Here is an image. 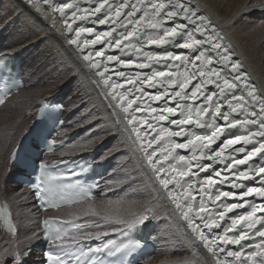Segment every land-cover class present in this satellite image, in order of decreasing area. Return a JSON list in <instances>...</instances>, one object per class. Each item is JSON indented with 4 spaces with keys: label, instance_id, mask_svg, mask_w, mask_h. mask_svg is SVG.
I'll use <instances>...</instances> for the list:
<instances>
[{
    "label": "snow or ice",
    "instance_id": "obj_1",
    "mask_svg": "<svg viewBox=\"0 0 264 264\" xmlns=\"http://www.w3.org/2000/svg\"><path fill=\"white\" fill-rule=\"evenodd\" d=\"M43 3L63 19L68 33L65 39L69 45H75L83 61L98 77L97 86L102 82L101 91L108 106L121 117L129 136L136 133L133 143L147 141L138 149L140 168L146 174L151 173L150 179L155 181L153 187L160 186L186 222L197 246L206 249L208 255L202 264H264V95L255 91L241 66L233 62L229 50L218 42L220 38L213 35L215 27L210 21L199 16L188 5V0H73L72 3L43 0ZM82 3L86 6L81 7ZM88 21L93 26H107L109 30L98 33L94 27L87 26ZM73 33L75 38H72ZM84 34L95 39H84L81 43ZM145 41L155 45L157 51L143 52L138 57V61L148 60L149 63H134L133 56L143 51ZM95 46H100V50ZM170 47L173 51H169ZM108 49L120 55H108ZM175 50L182 54L177 56ZM185 51L187 55L183 54ZM160 61L169 71L157 67ZM110 64L122 66L123 70L121 67L110 69ZM180 68L185 71L177 75ZM3 70L4 64H0V71ZM110 70L115 79L109 75ZM120 80L126 82V87L118 83ZM0 82L6 83V78ZM148 88L155 95H151ZM169 100L174 107L169 106ZM189 100L192 103H188ZM153 101L160 102L162 111L151 106ZM2 103L5 101L0 99ZM177 114L180 119L175 118ZM165 121L180 130L168 132L163 126L157 128ZM94 123L99 121L91 120L84 126ZM193 125L203 132L197 137L201 155H195L193 145L190 149L193 156L186 159L176 150L188 145L176 143L173 138L180 137L185 127ZM141 132L145 133L143 137ZM104 139L107 137L100 140L101 144ZM165 140L168 141L166 146ZM45 144L51 147V142L45 141ZM206 151L211 153L206 157L207 162ZM108 158L101 157L102 160ZM40 167L47 170L43 163ZM217 168L222 170L217 171ZM210 173L219 179H213ZM201 174L204 180L200 179ZM223 185L229 190H221ZM36 195L40 197L42 191ZM229 198L237 202H226ZM234 210H242L243 214L236 215ZM92 213L100 216L94 209ZM118 217L119 213H114L102 219ZM145 219L139 217L128 222V228L142 224ZM44 223L51 227L50 221ZM54 239H62L59 230ZM108 248L105 244L104 249ZM53 251L49 249L48 253L52 264H64L61 255H51ZM101 251L96 249V252ZM10 258L19 264V254ZM75 260L80 264L79 256ZM84 264L100 262L93 253Z\"/></svg>",
    "mask_w": 264,
    "mask_h": 264
},
{
    "label": "bare ground",
    "instance_id": "obj_2",
    "mask_svg": "<svg viewBox=\"0 0 264 264\" xmlns=\"http://www.w3.org/2000/svg\"><path fill=\"white\" fill-rule=\"evenodd\" d=\"M189 1L193 9L197 12H200L207 20H210L212 18L208 13L204 12L200 8L199 4L195 0ZM199 1L206 6L211 14L218 17L214 18V21H210L211 26L215 27V30L218 31L217 33L221 35L222 41L226 46H228L230 51L233 52L234 56L239 60L242 69L246 72H249L251 78L256 82L259 91L262 93V95H264V19H261V22H259L260 20H258L259 23H256L255 27H253L251 24V26L253 27L252 29H249V18L247 19L248 14H251L254 10L255 14H264V0ZM0 6V24H3V21L6 22L5 19L7 18L11 19L6 27L9 34L13 35L14 37L16 36L19 41H32L35 42V44L36 41L38 43L41 42L40 39L43 38V48H45L47 51L45 53L46 56L48 55L50 56V58H55L56 62L58 61L59 63V65L55 63L56 65L54 66L56 68L55 71L58 76V83L54 84L56 85L55 87H53L54 85L49 87L51 89L48 90L49 92L46 94L47 97L45 96V99L52 98L54 100H60L61 96L65 92L69 91L68 88L63 87L64 81L62 80H64L65 77L71 75L75 78V81L84 89L85 93H87V95L89 96L91 105H93L91 109L93 110V112H91L90 115L87 112H83L85 109L82 111V113L80 112L77 115L78 121L80 119V124L83 125L87 124L88 121L94 120V118L97 117L99 120V124L101 126H104L105 130L107 131L106 136L111 135L113 136V138H115L116 142L118 143V149L121 148L122 151H124L123 153L129 158V160L127 159V165L130 168L126 171L127 173L125 172L126 175L129 176L127 180L128 184L129 186H132L130 187L137 195H140V197H142V200H137L138 202H126L123 198L106 200L103 198L98 199L96 194L94 198L82 201L77 204L67 205L56 210L44 211L42 212L43 215L58 218L59 216H62L63 213L68 212L64 217H62L66 222H69L74 218L81 219L80 217L82 215H85L80 223L83 224L82 227L83 230H85V232L87 233V237L94 238L98 236L97 234L93 235L94 233L103 232L99 235L101 239H107L115 236L116 238L114 241L117 243L120 242V238L117 235H120L121 233L129 229L128 222L144 216L148 217L142 224L137 223L135 227L143 226V234L145 235V237L149 238V231L151 230L152 225L151 218L154 216H160L159 218H157L158 221H156V223L158 224L161 221V223H163L166 228L164 234L162 233L163 236L161 238L163 248L159 249V251H156L155 249V253H153V255L143 264H202V261L207 256L205 250L200 245L197 246V242L185 229L184 224L179 220V216L173 209L172 202L169 198H167L166 194L161 190L160 186L157 184L155 188L153 187L155 181L153 179H150L151 173L149 172L146 174L145 171L141 170L139 161L141 153L139 152L136 143H133V136H129L128 130L125 129L124 123L121 122V117L116 114L115 110L108 106V100L105 98L104 93L101 91L102 82L101 86H97L98 78L94 75V72L90 70V67L86 62L83 61L80 54L72 46H70L68 40L65 39L61 20L54 14H52L44 5L38 4L30 6L22 2L21 0H0ZM240 32H243V34L240 35ZM18 33H20V37H18ZM16 47L11 48L8 51H4L8 54V57L6 58H14L22 61L23 55L28 50L24 51L22 48V50H20L19 47ZM34 47H37V45H35ZM14 96H16V94L9 97L5 101V103L0 105V108L8 105V102L12 100ZM45 99L38 100L35 106L34 114L37 112V108L40 102H43V100ZM65 112L66 108L64 114ZM17 114L18 113H16V115ZM18 120H15L16 124L14 123V120L8 124H5L0 118V135L9 130V126H11L13 123L15 124V127L11 132L12 134H10L13 135L14 142L11 144L7 152L5 166L3 167V169L2 167H0V185L3 183L2 180L8 167H12V170L18 169L16 168L17 166L10 164V153L18 139L30 128L31 120H34V118L31 119L30 116L25 118L19 117ZM3 128L5 129L2 131L1 129ZM92 128L95 129L94 126H92ZM74 131H76L75 128L67 132L70 133ZM86 135H88L87 131L80 134V136H78L77 133L74 142L66 146L64 150L70 149L69 153H71V156L76 154L81 156V153L88 152L89 150L93 151V148H95V151H93V154L91 155L92 157L90 156L92 158V163L94 162L103 166L104 168H107L110 161H104L101 158H95L98 148H102V145H98V143L101 144V135L94 134V136L92 137L93 139L85 141L88 147L78 148L81 146V143L84 142L85 139H87ZM6 142L7 139L4 145L6 144ZM2 150L0 151V160ZM87 163H90V160H88ZM130 169L132 173H130ZM133 181H135L134 185H132ZM13 186L17 188L15 190L16 192H13L12 190L6 191L4 189H1L2 197L6 199L7 195H9V200L19 198V201L25 200V202L29 199L28 202L29 205H31L30 208L32 210V214L36 215L37 212L40 213L34 205L33 198L31 199L33 206L30 203L29 192L23 189L19 184L15 183ZM108 190L109 187H107L106 190L103 191V193L109 192ZM9 200L7 198V201ZM15 206H17L16 203ZM10 209L13 217L15 216V218L19 220L20 217L18 218L17 215L18 210L14 208V205H12L11 202ZM92 209H94L96 212H99L100 216L93 215ZM50 212H55L58 216L49 214ZM20 213L21 216H23L22 211H20ZM114 213H119V217L116 218L117 220H107L104 222H100L98 225L86 227L89 224L98 222L99 217H103L106 214L111 215ZM19 223L21 222L19 221ZM23 225L24 224L20 225L18 235L20 234L21 236L25 237V246V244H27L28 242L31 243L32 238H36V234L29 233V230L23 227ZM97 227L102 229L97 231L95 230ZM105 233L107 235H104ZM12 235V233L3 231V236L6 239L0 241V250L2 252V254L0 255V264H3L5 257L8 256L9 246L13 244ZM37 240L38 237L36 238L35 243L37 242ZM86 240L82 242H85ZM32 253L33 257H30L32 260L31 264H40L41 259L43 262L42 251H40L39 246L36 247L30 254ZM39 254L41 257H39ZM155 255L159 256V258L155 259ZM156 260H160V262H156ZM20 262L21 261H19V264ZM10 264H16V262L13 260V262H10Z\"/></svg>",
    "mask_w": 264,
    "mask_h": 264
},
{
    "label": "rangeland",
    "instance_id": "obj_3",
    "mask_svg": "<svg viewBox=\"0 0 264 264\" xmlns=\"http://www.w3.org/2000/svg\"><path fill=\"white\" fill-rule=\"evenodd\" d=\"M195 1L199 4L200 8L204 12L208 13L213 18L212 19L210 17L211 19L209 21H211V20L214 21V18H218V17L214 16L213 14H211V12L206 8V6L203 3H201L199 0H195ZM7 17H8V15H7ZM247 19H248L249 29H252L253 27H255L256 23H259V22H261V19H264V14H255V10H254V11H252L251 14H248ZM5 20H6V22L3 21V24H0V48H1L2 53H5L4 51H8L9 49L14 48L16 46H17L16 48L19 47L20 50H22V49L24 51L28 50L23 55L22 61H20L21 67L23 69V78L25 81V85L20 90H18L16 93H14V94H16V96H14V98H12V100H10L8 102V105H5L4 107L0 108L1 120L5 124H8L14 120V123L16 124L15 120L17 121L19 117L25 118V117L30 116V118L32 119L34 116L35 106H36L38 100L45 99L46 94L49 92L48 90L51 89L49 87L58 83V76H57V73L55 71L56 68L54 66L56 64L59 65V63H58V61L56 62L55 58L53 59V58H50V56H48V55L46 56L45 53L47 51L45 48H43V40H44L43 38L40 39L41 42H39V43L36 41V44H35V42H32V41L31 42L30 41H26V42L19 41L16 36L14 37L13 35H11L7 32L6 27L9 24L11 19L7 18ZM258 20H260V21L258 22ZM251 24L253 27L251 26ZM242 34H243V32H240V35H242ZM18 37H20V33H18ZM35 45H37V47H34ZM57 68H59V67H57ZM56 79H57V81H56ZM62 81H64L63 87L68 88L69 91L65 92L61 96V99H60V101L63 103L64 107L66 108L65 114H63V118L65 119V124H64L63 128L61 129L60 139H62V140L66 139V138H71V139H70L69 143H67L60 150L56 151L53 155L50 156V158L52 160L53 159L58 160V158H57L58 156H60V160H63V159H61V157H63L64 159L72 157L70 155L71 153H69L70 149L64 150V148L66 146L70 145L72 142H74V140L77 136V133H78V136H80V134L85 133L86 131H87V134L89 132H92V134L94 133L95 135H101L100 138H102V139L107 134V131L105 130L104 126H101L99 123H97L98 125L96 123L91 124L89 127H85L84 125H86V124H83V125L80 124L81 120L79 119V121H78L77 115L80 112L82 113V111L84 109L85 110L83 112H87V113L93 112V110H91L93 105H91V101L89 100V96L87 95V93H85L84 89L80 86V84H78L75 81V78L72 75L65 77L64 80H62ZM55 86L56 85H54L53 87H55ZM14 94H12L11 96H13ZM86 101H88V102H86ZM88 105H89V107H88ZM16 113H18V114L16 115ZM94 120L99 121L97 117L94 118ZM31 122H32V120H31ZM14 123L11 126H9L10 127L9 130L5 131L3 134L0 135V151L3 148H5L2 150V153H1L0 167H2V169L6 163V155H7V152L9 150V147L14 142L13 135H10V134H12L11 132H12L13 128L15 127ZM92 126H94L95 129H93ZM74 128L76 131L68 133L71 129H74ZM4 129L5 128H3L1 130L3 131ZM13 133H14V131H13ZM92 134L86 135L87 139H85L84 142L81 143V146L78 148L88 147V145H86L85 141H89L90 139H93L92 137L94 136V134L93 135ZM106 137H107V139H104V143H102V144L98 143V145H102V148H98V150L96 152V157H95L96 159H100L102 157V155L103 156L105 155V156H108L109 158L103 159V160L104 161H110V163L108 164V166L106 168V172L104 175L105 178L103 177L101 185L99 187V190L96 192L97 198L98 199L103 198L105 200L106 199H122L123 198V199H125L126 202L127 201L138 202V201L142 200V197H140V195H137L134 192V190H132V188H131L132 186L130 185L131 186L130 187L128 184V181H127L129 176L126 175V173H127L126 171L130 168L127 165L129 158L127 157V155H125L123 153L124 151H122L121 148L118 149V147H117L118 143L116 142L115 138H113V136L108 135ZM6 139H7V142L4 145ZM4 150L6 151V153ZM89 154H93V151L89 150L88 152L83 153V155H89ZM73 156H79V155L76 154ZM20 172H22L21 168L16 169V170H12V167L11 168L8 167L6 169L5 174H4V177L2 180L3 183L0 185V188L4 189L6 191L12 190L13 192H16L15 190L17 188L13 186L15 184L14 178H15V175L20 173ZM130 173H132L131 169H130ZM122 180H124V181H122ZM134 184H135V181L132 182V185H134ZM107 187H109V190H108L109 192L103 193V191L106 190ZM116 196H117V198H116ZM7 198L9 200V195H7ZM7 198H6V200H7ZM29 198H30V203L32 204V200H31L32 195L30 192H29ZM10 200L8 201L9 204L11 202V204L14 205V208H16V210H18L17 215H18V218L20 217V219L18 220L14 216L18 229H17L16 234L12 235L13 244L12 245L9 244L10 246H9V250H8V256L5 257L3 264H5L6 260H7V264H10V262L12 263V261H11L12 259L10 260V257H13V254L15 251H18L20 253V255L22 257H24V259H26L27 263L30 264L32 262L30 257H33V253L32 254H30V253L34 250V247H36V243H37V242L35 243L36 238L38 237V239H39V235H38L39 226H38L37 221L39 220L41 215H43V213L38 210L40 213L37 212L36 215L35 214L33 215L32 210L30 208L31 205H29V202H28L29 199L26 200V202H25V200L19 201V198L18 199L14 198V200H11V201ZM16 200H17V202H16ZM15 203L17 206H15ZM32 206H33V204H32ZM20 211H22L23 216H21ZM66 213H68V212L63 213V215L59 216V217L60 218L64 217ZM49 214H52L54 216H58V215H56L55 212H50ZM83 217H85V215H82L80 217L81 220H83ZM134 217H132V218H134ZM159 217L160 216H158V217L154 216L151 218L152 225H151V230L149 231V235H150L149 238L156 244V246H155L156 251L157 250L159 251V249L163 248V243L161 241V238H162L164 231L166 229L164 224L161 223V221L158 224L156 223V221H158L157 218H159ZM113 220L115 221L117 219L115 218V219H111L109 221H113ZM19 221L21 223H19ZM104 221H107V220L102 219V216H101V217H99L98 222L89 224L86 227H91L92 225H98L100 222H104ZM21 224H24L23 227L27 228L29 230V233L36 234L35 235L36 238H34V239L32 238L31 243L28 242L27 244H25V246H24L25 237L21 236L20 234L18 235V233H19L18 230H19V227ZM101 229L102 228L97 227L95 230L98 231ZM86 237H87V233L85 232V230H82V232H80L79 234L68 238L67 241H73L74 239L75 240H82ZM5 239L6 238H4V236H3L2 229H0V241H3ZM153 253H155V252H153ZM1 254H2V252L0 250V255ZM156 255L154 256V258L155 259L159 258V256H156ZM156 262H160V260H156ZM186 264H189V263H186ZM190 264H193V263H190Z\"/></svg>",
    "mask_w": 264,
    "mask_h": 264
}]
</instances>
